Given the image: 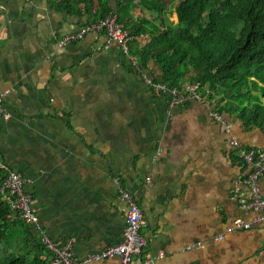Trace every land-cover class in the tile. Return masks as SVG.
<instances>
[{"label":"crops","instance_id":"0c3cea01","mask_svg":"<svg viewBox=\"0 0 264 264\" xmlns=\"http://www.w3.org/2000/svg\"><path fill=\"white\" fill-rule=\"evenodd\" d=\"M51 1L0 0V93L9 91L11 113L0 119V159L31 177L49 234L72 238L79 257L120 242L119 176L144 213L149 250L165 253L157 264H264V224L226 231L235 217L254 216L232 196L237 186L248 195L249 168L230 139L264 149V132L225 113L228 133L207 98L173 107L119 45L106 47L104 33L59 46L60 35L97 17ZM145 69L161 79L154 60ZM259 185L264 194V176Z\"/></svg>","mask_w":264,"mask_h":264},{"label":"trees","instance_id":"16d2710c","mask_svg":"<svg viewBox=\"0 0 264 264\" xmlns=\"http://www.w3.org/2000/svg\"><path fill=\"white\" fill-rule=\"evenodd\" d=\"M169 1L51 4L57 11H83L97 19L115 10L131 37V52L144 68L154 60L162 69L161 80L169 85L198 83V91L220 113H235L246 128L264 132V0H178L176 23L168 15ZM142 35L146 42L138 46L136 39ZM3 178L0 170V186ZM10 213L11 204L0 192V264H51V252L34 227Z\"/></svg>","mask_w":264,"mask_h":264},{"label":"built area","instance_id":"2783aa9c","mask_svg":"<svg viewBox=\"0 0 264 264\" xmlns=\"http://www.w3.org/2000/svg\"><path fill=\"white\" fill-rule=\"evenodd\" d=\"M92 33H104L107 37L106 47L110 43L119 45L123 54L128 57L130 65L140 73L158 96L166 95L173 107L185 105L192 100L201 102L205 100L198 91V83L178 87L149 76L139 57L131 52L129 45L131 37L124 25L118 21V13L115 10L104 18L95 19L75 31L60 35L57 42L59 46L64 47ZM8 92L0 93V119L6 120L11 117L4 104ZM211 115L225 126L228 133L231 132V124L223 113L213 110ZM230 143L238 149L239 157L249 168L244 177L248 195L243 194L241 188L237 186L232 189V196L243 210L254 212L253 217L240 216L232 219L226 231L235 232L264 224V194L259 185L260 179L264 176V150L247 145L235 137H231ZM0 170L4 172L0 192L11 204L9 216L20 217L34 227L42 244L51 252V264H91L104 260H109L111 264H157V261L165 255L163 250L157 252L149 250L148 240L141 232L144 213L135 195L124 185L119 176L115 179L118 198L124 203L126 210V226L122 240L100 251L88 253L85 257H79L73 250L72 238H53L43 226L37 207L33 203L32 192L28 189V184L32 181L31 177L14 170L1 159ZM223 237L224 235L221 234L217 238Z\"/></svg>","mask_w":264,"mask_h":264},{"label":"rangeland","instance_id":"374dc122","mask_svg":"<svg viewBox=\"0 0 264 264\" xmlns=\"http://www.w3.org/2000/svg\"><path fill=\"white\" fill-rule=\"evenodd\" d=\"M178 0H171L169 1V6L171 8V12H169V15L173 16L174 18L176 17L174 12H175V5L177 3ZM151 16V14H149Z\"/></svg>","mask_w":264,"mask_h":264},{"label":"bare ground","instance_id":"6f19581e","mask_svg":"<svg viewBox=\"0 0 264 264\" xmlns=\"http://www.w3.org/2000/svg\"><path fill=\"white\" fill-rule=\"evenodd\" d=\"M203 94V93H202Z\"/></svg>","mask_w":264,"mask_h":264}]
</instances>
